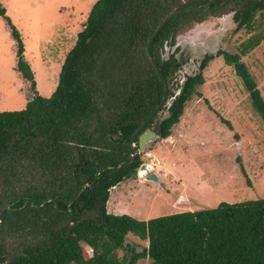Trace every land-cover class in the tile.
<instances>
[{
    "label": "trees",
    "instance_id": "trees-1",
    "mask_svg": "<svg viewBox=\"0 0 264 264\" xmlns=\"http://www.w3.org/2000/svg\"><path fill=\"white\" fill-rule=\"evenodd\" d=\"M208 1L96 0L48 97L38 93L25 44L0 1L17 40V68L34 90L22 108L0 110V264H136L142 257L153 264H264V197L148 220L107 208L111 188L136 175L143 160L139 155L132 164L103 169L131 160V137L164 94L148 39L171 11ZM258 11L264 15V0H215L207 10L175 16L159 32L151 52L175 96L162 108L168 114L159 123L160 139L171 136L186 101L201 95L203 70L219 55L233 64L264 120V97L240 56L260 43L261 32L246 38L240 53L206 54L181 87L179 64L159 53L193 21L232 12L238 31L253 28ZM128 235L148 245L139 251L126 242ZM119 249L126 250L122 257Z\"/></svg>",
    "mask_w": 264,
    "mask_h": 264
},
{
    "label": "rangeland",
    "instance_id": "rangeland-1",
    "mask_svg": "<svg viewBox=\"0 0 264 264\" xmlns=\"http://www.w3.org/2000/svg\"><path fill=\"white\" fill-rule=\"evenodd\" d=\"M0 1L25 44L24 55L35 72L38 93L50 96L65 56L96 0ZM213 16L208 15L201 25L195 24L187 31L195 38L200 31L207 30L208 52L223 49L240 53L239 46L246 38L257 32L264 36V15L260 11L253 28L238 31H231L230 26L234 25L231 16L225 22ZM17 51L11 25L0 15V110L20 109L34 94L30 82L17 68ZM203 54H193L190 73L197 71ZM240 56L264 97V38L253 50ZM213 62L210 65L209 61L203 70L204 82L197 87L201 95L193 94L186 101L171 136L153 141L140 154L143 163L155 161L152 172H156L158 181L139 177L138 172L124 179L111 188L109 212L148 220L215 207L222 201L264 197V120L252 107L248 90L233 64H227L222 55ZM167 114L166 109L162 110L151 126ZM221 117L231 123V128ZM126 242L139 251L148 245L134 235H128ZM89 252L84 249V256L88 257ZM124 253L126 250H118L120 257ZM136 264L153 262L142 257Z\"/></svg>",
    "mask_w": 264,
    "mask_h": 264
},
{
    "label": "water",
    "instance_id": "water-1",
    "mask_svg": "<svg viewBox=\"0 0 264 264\" xmlns=\"http://www.w3.org/2000/svg\"><path fill=\"white\" fill-rule=\"evenodd\" d=\"M215 0H209L206 4L204 5H192V6H187L184 8L180 9H175L168 13L164 19L161 21V23L158 25V27L154 30V32L151 34V36L148 39V42L146 44V51L149 59L151 60L152 65L154 66L161 82L163 83L164 86V94L159 102V104L153 109V111L146 117V119L137 127V129L134 131L132 137H131V145L134 147V153L132 154L131 160L129 161H124L119 163L116 166H108L104 168L103 170H113L118 167H122L127 164H132L141 153H145L147 149L149 148L150 144L153 141H156L159 139V123L160 120L157 124H155L152 128L147 127V125L153 120V118L156 116V114H159L160 110L163 108V106L168 102L169 98V84L168 81L161 71V68L158 65L157 58L152 55L151 52V45L156 38V36L159 34V32L163 29V27L166 25L168 21H170L172 18L175 16H178L180 14L188 13V12H193V11H198V10H207L211 7ZM170 104H168L169 106ZM137 140V141H136ZM98 173H96L95 180L97 179ZM140 173H144V177L146 180L150 181H158V176L156 172H152L150 169V166L148 163H142L141 166L138 169V175ZM9 207V205H7Z\"/></svg>",
    "mask_w": 264,
    "mask_h": 264
},
{
    "label": "flooded vegetation",
    "instance_id": "flooded-vegetation-1",
    "mask_svg": "<svg viewBox=\"0 0 264 264\" xmlns=\"http://www.w3.org/2000/svg\"><path fill=\"white\" fill-rule=\"evenodd\" d=\"M228 16H231L230 19H232V22H234L233 17H232L233 13L214 15L213 17H216L218 19L220 18L223 22H225L227 19L226 17H228ZM205 20H203L201 22L193 21L192 22L193 24L191 23L192 26L190 25L189 27L183 29L182 31H180L175 36H170L168 39H166L164 41L163 45L159 48V53H160L162 59L169 60L170 56L173 55L174 59L179 64V68L176 72V78L175 79L178 81L177 85L180 87L184 84V82L188 76H194L196 73H198L200 71V64H201V61L204 58V56L206 54H212L211 52L207 51V47H208L209 41H210L209 35H206L207 30L206 31H200L195 38L193 36L187 34L188 33L187 31L191 30L195 24H197L199 26ZM235 26H236V23L234 22V25L230 26L231 31H234ZM218 50H223V49H218ZM216 52H214L213 54H216ZM194 53H200V54L204 53V54H203V56L199 62V65L197 67V71H194V73H190V71L188 70V67L192 66V64H190V61H192V57H193ZM216 58H218V56H216L215 58H213L210 61H213ZM180 87L175 90L176 94L179 93ZM174 97L175 96L170 97V95H169L168 102L165 105L170 104V102L172 101V99ZM161 111H162V109L160 110V112ZM157 116H158V114H156V116L153 119H155ZM151 127L152 126H150V128Z\"/></svg>",
    "mask_w": 264,
    "mask_h": 264
},
{
    "label": "bare ground",
    "instance_id": "bare-ground-1",
    "mask_svg": "<svg viewBox=\"0 0 264 264\" xmlns=\"http://www.w3.org/2000/svg\"><path fill=\"white\" fill-rule=\"evenodd\" d=\"M147 155L152 156V153H147ZM154 162H155V161H152V163H154ZM152 163H148V164H149V166H150V169H151V170H154V169H155V165L152 164ZM138 176H139V177H142V178H145V177H144V173H140Z\"/></svg>",
    "mask_w": 264,
    "mask_h": 264
},
{
    "label": "crops",
    "instance_id": "crops-1",
    "mask_svg": "<svg viewBox=\"0 0 264 264\" xmlns=\"http://www.w3.org/2000/svg\"><path fill=\"white\" fill-rule=\"evenodd\" d=\"M246 58V57H245ZM241 59H242V57H241ZM214 61V60H213ZM213 61H211V63H210V65H212V64H214V62ZM242 61L244 62V59H242ZM210 67H212V66H210ZM193 116V115H192ZM191 116V117H192ZM185 127V126H184ZM164 138H162V140H163ZM112 192V191H111Z\"/></svg>",
    "mask_w": 264,
    "mask_h": 264
}]
</instances>
